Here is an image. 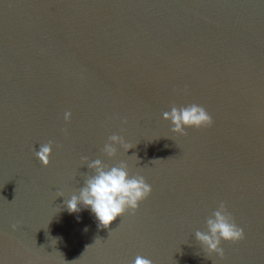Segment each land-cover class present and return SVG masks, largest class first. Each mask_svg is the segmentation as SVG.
I'll return each instance as SVG.
<instances>
[{"label":"water","instance_id":"water-1","mask_svg":"<svg viewBox=\"0 0 264 264\" xmlns=\"http://www.w3.org/2000/svg\"><path fill=\"white\" fill-rule=\"evenodd\" d=\"M193 103L212 126L172 132L163 113ZM112 134L133 147L108 157ZM95 159L152 186L108 228L65 204ZM220 202L245 239L209 258L195 232ZM138 255L264 264V0H0V264Z\"/></svg>","mask_w":264,"mask_h":264},{"label":"clouds","instance_id":"clouds-1","mask_svg":"<svg viewBox=\"0 0 264 264\" xmlns=\"http://www.w3.org/2000/svg\"><path fill=\"white\" fill-rule=\"evenodd\" d=\"M71 115V112L66 111L64 113L65 121H69ZM163 117L171 121L172 132L181 135H187L186 127L204 128L211 127L214 123L207 110L195 103L181 107L172 106L170 111L163 113ZM124 123L127 121L125 120ZM63 131L67 133V129ZM52 143L49 141L41 144L39 150L35 151L36 157L45 167L50 163ZM116 145L122 146L126 151L133 147L125 141L124 136L112 134L101 151L108 157H114L117 154ZM82 160L87 161L88 157L84 156ZM87 166L94 170V174L87 176L79 194L72 195L65 201V204L70 213L80 212L81 205L84 209H90L95 214L100 228H108L117 217L129 210L135 213L140 202L152 193V186L146 182L143 176L129 175L128 164L124 161L118 165L109 166L101 159H95L87 163ZM206 225L207 231L197 230L195 237L205 246L209 258L212 253H216L221 258L224 257L225 250L221 247L222 240L235 243L245 239L244 229L235 223L224 202H220L219 207L207 218ZM19 227V224L12 225L14 231ZM84 230L87 231V228ZM134 264H153V262L151 259L138 255Z\"/></svg>","mask_w":264,"mask_h":264}]
</instances>
